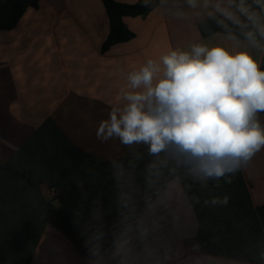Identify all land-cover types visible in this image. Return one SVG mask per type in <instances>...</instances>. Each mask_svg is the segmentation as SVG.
Wrapping results in <instances>:
<instances>
[{
	"label": "crops",
	"instance_id": "obj_1",
	"mask_svg": "<svg viewBox=\"0 0 264 264\" xmlns=\"http://www.w3.org/2000/svg\"><path fill=\"white\" fill-rule=\"evenodd\" d=\"M246 16L231 0H198L195 8L160 0L145 17H125L134 37L105 51L101 0H40L15 28L0 29V264H93L49 224L50 188L58 192L50 204L105 264H264V148L230 183L203 187L167 168L149 178L144 146L96 134L129 90L128 74L171 50L219 45L249 51L261 66L264 13L259 27ZM258 118L264 125V114ZM225 196L227 203H211ZM121 236L130 242L114 259ZM187 240L198 253H186Z\"/></svg>",
	"mask_w": 264,
	"mask_h": 264
},
{
	"label": "clouds",
	"instance_id": "obj_2",
	"mask_svg": "<svg viewBox=\"0 0 264 264\" xmlns=\"http://www.w3.org/2000/svg\"><path fill=\"white\" fill-rule=\"evenodd\" d=\"M150 3L144 0L145 7ZM197 3L187 0L193 8ZM259 35L264 37V30ZM248 36L250 46H258L256 34ZM160 60L150 59L128 74L129 90L100 122L97 137L144 146L151 158L146 164L149 178L167 168L182 171L203 187L221 179L230 183L228 177L264 148V125L258 118L264 113V70L249 51L204 43L171 50ZM135 156L142 158L138 152ZM180 178L175 175L172 185ZM227 200L212 197L211 203ZM129 242L127 236L114 240V259Z\"/></svg>",
	"mask_w": 264,
	"mask_h": 264
},
{
	"label": "trees",
	"instance_id": "obj_3",
	"mask_svg": "<svg viewBox=\"0 0 264 264\" xmlns=\"http://www.w3.org/2000/svg\"><path fill=\"white\" fill-rule=\"evenodd\" d=\"M39 2L40 0H0V29L6 31L15 28L25 11L29 8L36 9ZM159 2L160 0H151L150 5L145 7L144 0H137L132 4H123L114 0H101L109 20V32L102 50L105 51L115 43L131 40L134 34L125 28L123 19L125 17H145ZM231 4L233 8L241 10L246 15H250L254 11L264 13V0H231ZM260 68L264 70V57H262ZM1 168L18 175L37 189L36 184L25 177L22 172L10 167L8 164L2 165ZM81 192L82 190H78V193ZM46 206L49 212V224L63 234L79 254L86 257L93 264H105L101 261L99 255L88 247L83 238L72 228L73 226L64 219L60 209L53 207L49 201L46 202Z\"/></svg>",
	"mask_w": 264,
	"mask_h": 264
},
{
	"label": "built area",
	"instance_id": "obj_4",
	"mask_svg": "<svg viewBox=\"0 0 264 264\" xmlns=\"http://www.w3.org/2000/svg\"><path fill=\"white\" fill-rule=\"evenodd\" d=\"M259 12H253L250 15L246 16V21L255 25V27H259ZM58 195V192L54 188H50L45 196V199L48 201L53 200ZM185 251L188 254H195L199 252V245L196 241L187 240L184 245Z\"/></svg>",
	"mask_w": 264,
	"mask_h": 264
}]
</instances>
